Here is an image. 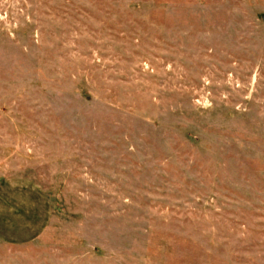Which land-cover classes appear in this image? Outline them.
<instances>
[{"label": "rangeland", "instance_id": "1", "mask_svg": "<svg viewBox=\"0 0 264 264\" xmlns=\"http://www.w3.org/2000/svg\"><path fill=\"white\" fill-rule=\"evenodd\" d=\"M0 264H264V0H0Z\"/></svg>", "mask_w": 264, "mask_h": 264}]
</instances>
